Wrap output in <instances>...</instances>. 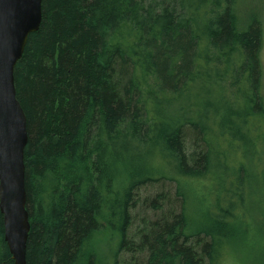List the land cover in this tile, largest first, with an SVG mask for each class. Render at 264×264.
I'll return each mask as SVG.
<instances>
[{"label": "trees", "instance_id": "trees-1", "mask_svg": "<svg viewBox=\"0 0 264 264\" xmlns=\"http://www.w3.org/2000/svg\"><path fill=\"white\" fill-rule=\"evenodd\" d=\"M42 11L14 73L27 264H134L133 251L143 264H227L251 249L264 264L252 241L264 235V29L251 0H43ZM162 180L177 211L139 229L141 190ZM0 264H15L1 211Z\"/></svg>", "mask_w": 264, "mask_h": 264}, {"label": "water", "instance_id": "water-1", "mask_svg": "<svg viewBox=\"0 0 264 264\" xmlns=\"http://www.w3.org/2000/svg\"><path fill=\"white\" fill-rule=\"evenodd\" d=\"M43 0H0V211L15 264H27V117L17 98L15 68L42 23Z\"/></svg>", "mask_w": 264, "mask_h": 264}, {"label": "rangeland", "instance_id": "rangeland-1", "mask_svg": "<svg viewBox=\"0 0 264 264\" xmlns=\"http://www.w3.org/2000/svg\"><path fill=\"white\" fill-rule=\"evenodd\" d=\"M252 7L260 14L262 21H263V29H264V0H251ZM262 68H263V86H262V92L264 95V46H263V51H262ZM188 148H192V142L191 140H188L187 142ZM242 159L241 157H239ZM236 163L233 164L235 166ZM264 193V191H263ZM162 194L164 199L163 202H155L152 203V200L154 198H158V196ZM255 197L262 199L264 197V194H254ZM178 202V197H177V192H176V185L174 182L169 181V180H162L161 182L154 184V186L146 187L145 189L141 190V194L139 197V201L136 205V209L134 210V216H135V226L138 227L139 229H142L143 227V221L148 220L151 221H156L159 220L160 218L164 217V214H167L170 209L177 211L176 208H173L175 203V206ZM167 204V205H166ZM154 207H159L158 210H156ZM169 210V211H168ZM108 236V233L106 230L103 228V231L101 233V238H105ZM255 237L257 238L256 243H262L264 241V235L261 234L254 236L252 238V241L255 240ZM252 251L256 252V255L258 254V251L255 249H251L250 252ZM249 251H237V252H232L227 260V264H255L254 261H252V258L250 257ZM129 257V260L134 263V264H143L142 259L138 256V252H128L126 255ZM144 257V256H142ZM256 257V256H255Z\"/></svg>", "mask_w": 264, "mask_h": 264}]
</instances>
